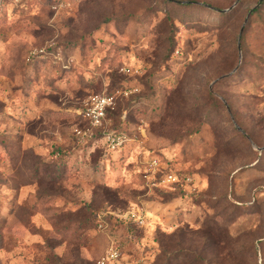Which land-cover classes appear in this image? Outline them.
<instances>
[{
  "label": "rangeland",
  "instance_id": "1",
  "mask_svg": "<svg viewBox=\"0 0 264 264\" xmlns=\"http://www.w3.org/2000/svg\"><path fill=\"white\" fill-rule=\"evenodd\" d=\"M0 264H264V0H0Z\"/></svg>",
  "mask_w": 264,
  "mask_h": 264
},
{
  "label": "built area",
  "instance_id": "2",
  "mask_svg": "<svg viewBox=\"0 0 264 264\" xmlns=\"http://www.w3.org/2000/svg\"><path fill=\"white\" fill-rule=\"evenodd\" d=\"M112 106V98L107 96H91L88 98L82 116L92 126L99 127L105 118L106 111ZM116 255L113 253L110 258Z\"/></svg>",
  "mask_w": 264,
  "mask_h": 264
}]
</instances>
